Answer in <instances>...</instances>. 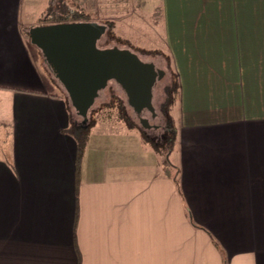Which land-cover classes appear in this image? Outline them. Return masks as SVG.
Listing matches in <instances>:
<instances>
[{"label": "crops", "instance_id": "obj_1", "mask_svg": "<svg viewBox=\"0 0 264 264\" xmlns=\"http://www.w3.org/2000/svg\"><path fill=\"white\" fill-rule=\"evenodd\" d=\"M21 4L0 0V264H264V0L150 1L178 82L165 172L141 139L84 145L77 164Z\"/></svg>", "mask_w": 264, "mask_h": 264}, {"label": "rangeland", "instance_id": "obj_2", "mask_svg": "<svg viewBox=\"0 0 264 264\" xmlns=\"http://www.w3.org/2000/svg\"><path fill=\"white\" fill-rule=\"evenodd\" d=\"M145 1L146 3L144 5H139L138 0H129V2H134L136 4L135 9L134 6L129 5L130 7H133V11L130 7L127 8V10L123 9V7L118 6L117 3L114 4L113 0L105 2L104 13H106L107 10V14L110 11L114 12V10H117V12L114 15L115 17L113 21H108L111 25L108 26L106 33L99 40L98 46H118L121 48H128L138 54L141 59L147 61L151 60L156 62V66L159 68H166V55L158 51L159 49H164L163 45L158 42V38L153 32V30H155L158 33L159 24L154 21L152 16H150L151 5L149 3L152 0ZM95 10V0H22L21 22H26L27 24L34 26L39 24L56 23L60 20H73L80 17L81 19L107 24L108 22L106 20H102V18L97 17ZM25 30L28 33V29ZM33 47L34 49H37V47ZM44 66L48 71L47 80L50 83L49 89L59 92L61 97L64 99V102L69 107L72 119L74 122L82 125L80 130L81 132L83 131L86 133L85 138L82 141L83 145L98 142L107 144V148H111L112 146L121 144L123 139H128L129 141H137L138 139H141L142 134L138 128L130 126L128 122H124V119L119 112L120 110L117 108V101H113V98L121 99L122 104L126 107L125 115L127 117L130 116L131 120L134 121L133 123L143 129L139 123V117L135 116L132 109L126 105V96L124 92L114 81L108 82V85L100 92L99 97L95 100L92 106L93 110L98 109L97 114H99L97 115V118L94 112L91 114L88 112L87 120L84 121L82 117L77 115L71 106L64 88L49 71L47 65L45 64ZM169 75L170 73L166 72L165 78L169 77ZM162 82H164V80L157 82L159 84L153 90L152 101L154 107L155 104H158L164 99L162 97V85H160ZM169 82L170 81L166 84H169ZM0 97L2 98H0V138H3V135L6 134L8 128L11 129V126L8 113L9 103L5 101V97H3L2 94H0ZM107 104L111 105V107L101 110L102 106ZM173 109L172 125L175 129H177V113L175 108ZM141 117L147 118L151 126L159 123V121L162 124L165 123L164 114L161 116L160 120L158 119L159 117H157V119L150 118V113L149 115H141ZM146 131H148L149 135H157L156 132L154 133L153 128L147 129ZM69 133L74 136L75 139L77 138V134L80 135V132L75 129L69 131ZM175 153V144H172V146L170 145L169 147L167 146V148L160 149L156 159L158 161V165L161 167V171L165 172L167 168L170 167L169 164L173 163Z\"/></svg>", "mask_w": 264, "mask_h": 264}, {"label": "water", "instance_id": "obj_3", "mask_svg": "<svg viewBox=\"0 0 264 264\" xmlns=\"http://www.w3.org/2000/svg\"><path fill=\"white\" fill-rule=\"evenodd\" d=\"M107 29V24L91 20L56 22L31 26L28 36L84 121L100 92L114 81L140 125L153 128L140 114L147 110L156 116L153 87L165 78V71L128 48L99 47Z\"/></svg>", "mask_w": 264, "mask_h": 264}, {"label": "trees", "instance_id": "obj_4", "mask_svg": "<svg viewBox=\"0 0 264 264\" xmlns=\"http://www.w3.org/2000/svg\"><path fill=\"white\" fill-rule=\"evenodd\" d=\"M59 21V20H58ZM66 21H87L86 19H81L80 17L77 19H73V20H60L59 22H66ZM108 22V21H107ZM108 26L111 25V23H107ZM99 43V42H98ZM151 61V60H149ZM155 65H157L156 62H154ZM167 65L166 68L162 67L161 69H163L165 71V73L169 72L170 75L167 78H164V82L160 83V85H162V89H163V95L162 98L163 100H161L158 104H155V111H156V115L159 117L158 119H161V116L164 114L165 117V123L162 124L159 121L158 125H154L153 127V131L154 133L156 132L157 135H149L148 131H146L147 129L143 128L141 129L139 126H136L135 123H133L134 121L131 120L130 116H126L125 115V110L126 107L124 106V104H122L121 99L118 98H113V101H117L118 103V109L120 110L119 112L122 115V118L124 119V122H128V124L132 127H136L138 128V130L140 131V133L142 134L141 136V140L143 143H147L149 144L155 151L160 152L161 148H167V146L169 147L170 145L172 146V144H175L176 142V135H177V129H175V127H173L172 125V112H173V108H175L177 101H178V82H177V78L176 75L173 71V69L169 66L168 61H166ZM158 67V66H157ZM162 80V81H163ZM169 84H166L168 83ZM159 83H156L155 86L153 87V90L155 87L158 86ZM116 85L120 88V86L116 83ZM127 106H129L127 104V102H125ZM157 103V102H156ZM66 104V103H65ZM67 110L69 112V107L67 106ZM107 107H111V105H103L101 110H104ZM110 109V108H109ZM97 111L93 110V107L90 108L89 113H95L96 118H97ZM133 111V110H132ZM100 112V110H99ZM124 113V114H123ZM134 113V112H133ZM70 115V125L68 128V132L72 131V130H76L80 132V135L77 134V164L80 161V158L82 156V152L84 149V145H83V140L85 138L86 133L85 132H81L80 128H82V125H79L78 123L74 122V120L72 119V116L69 112ZM135 116H137L134 113ZM94 118V119H96Z\"/></svg>", "mask_w": 264, "mask_h": 264}, {"label": "flooded vegetation", "instance_id": "obj_5", "mask_svg": "<svg viewBox=\"0 0 264 264\" xmlns=\"http://www.w3.org/2000/svg\"><path fill=\"white\" fill-rule=\"evenodd\" d=\"M149 113H150L149 111L147 112V110H143V111L141 112L140 116H141V115H149ZM157 117H158L157 115H156L155 117H152V116H151V113H150V118L157 119ZM158 124H159V123H156V124H154V125H158ZM151 128H152V127H151ZM151 128H149V129H151Z\"/></svg>", "mask_w": 264, "mask_h": 264}]
</instances>
